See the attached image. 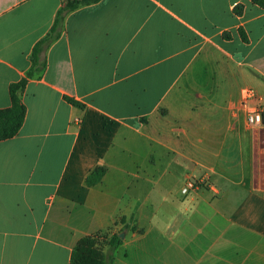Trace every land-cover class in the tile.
<instances>
[{
  "label": "crops",
  "instance_id": "1",
  "mask_svg": "<svg viewBox=\"0 0 264 264\" xmlns=\"http://www.w3.org/2000/svg\"><path fill=\"white\" fill-rule=\"evenodd\" d=\"M62 7L0 0V109ZM40 60L0 142V264H70L81 237L131 223L112 264H264V113L251 128L240 105L251 88L264 109V8L99 0L64 16Z\"/></svg>",
  "mask_w": 264,
  "mask_h": 264
},
{
  "label": "trees",
  "instance_id": "2",
  "mask_svg": "<svg viewBox=\"0 0 264 264\" xmlns=\"http://www.w3.org/2000/svg\"><path fill=\"white\" fill-rule=\"evenodd\" d=\"M63 3L62 9L57 13L55 21L50 29L48 35L41 39L33 48L31 54L32 69L27 74V78L20 80L17 83H13L9 86V96L11 104L8 108L0 109V142L13 139L18 135L25 116L26 106L22 102L21 96L28 78H32L34 73L40 72L44 69V62H41L40 55L44 50L56 39L59 38L62 28L64 16L74 11L75 9L97 3L99 0H61ZM252 4H255L261 8H264V0H249ZM244 5L238 4L232 9V13L235 16H242ZM238 35L242 42L248 43V38L245 31L239 27L237 29ZM224 40L231 39L229 32L222 33ZM64 100L75 107L82 108L83 105L76 100L64 96ZM105 174L103 167L95 168L85 179V184L88 187L94 186L100 182ZM99 233L91 236L81 237L73 247L70 254V264H112L114 250L121 245L122 241L119 238V234H113L108 241L109 252L103 251L102 247L98 244L97 238Z\"/></svg>",
  "mask_w": 264,
  "mask_h": 264
},
{
  "label": "built area",
  "instance_id": "3",
  "mask_svg": "<svg viewBox=\"0 0 264 264\" xmlns=\"http://www.w3.org/2000/svg\"><path fill=\"white\" fill-rule=\"evenodd\" d=\"M255 101H257V95L254 90L251 88H246L243 92L240 105L245 114L246 124L251 128L260 126L264 113L263 107L258 102L255 103ZM194 186V182L188 181L181 192L185 194L190 189H193Z\"/></svg>",
  "mask_w": 264,
  "mask_h": 264
},
{
  "label": "rangeland",
  "instance_id": "4",
  "mask_svg": "<svg viewBox=\"0 0 264 264\" xmlns=\"http://www.w3.org/2000/svg\"><path fill=\"white\" fill-rule=\"evenodd\" d=\"M173 174H174V172H172L171 175H169L168 177L164 178V180L161 182V184L168 185V188H171V189H175L176 187H179L182 184L183 180L181 181L179 176H176ZM132 226H133L132 223L125 225L121 228V230L118 233L117 232L113 233L110 230L99 232V234H97L98 235V238H97L98 244L102 247L104 252L108 253L109 247L107 244H108L109 238L113 234H121V233L124 234L125 233L124 237H123V239H121V241L124 240L129 231H131V230L135 231L136 230V226H134V228Z\"/></svg>",
  "mask_w": 264,
  "mask_h": 264
},
{
  "label": "water",
  "instance_id": "5",
  "mask_svg": "<svg viewBox=\"0 0 264 264\" xmlns=\"http://www.w3.org/2000/svg\"><path fill=\"white\" fill-rule=\"evenodd\" d=\"M118 236H119V238H120V239H123V237H124V234H123V233H121V234H119Z\"/></svg>",
  "mask_w": 264,
  "mask_h": 264
}]
</instances>
